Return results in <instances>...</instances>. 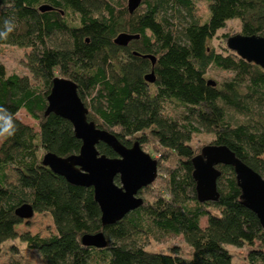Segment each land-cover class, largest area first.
<instances>
[{"label": "trees", "instance_id": "1", "mask_svg": "<svg viewBox=\"0 0 264 264\" xmlns=\"http://www.w3.org/2000/svg\"><path fill=\"white\" fill-rule=\"evenodd\" d=\"M199 1L207 2L205 18L195 12ZM231 19L242 34L264 35V0H141L132 12L127 0H0V28L14 23L0 46L23 49L30 73L0 62V128L15 129L0 141V264H18L2 259L4 242L15 238L45 264H232L228 245L250 247L249 264H264V227L241 203L233 168L216 165L219 198L199 201L191 157L202 146L186 156L160 143L164 136L186 146L209 133V143L226 145L264 178V69L211 42ZM120 32L139 37L118 45ZM209 67L226 74L210 78ZM150 71L153 82L145 79ZM55 76L77 84L97 127L126 146L138 141L160 152L156 178L139 191L142 204L114 223H101L92 187L69 183L41 161L47 151L65 156L81 144L67 119L44 112ZM20 109L37 129L18 118ZM97 149L116 156L104 142ZM25 203L49 213L55 231L18 233L23 218L15 210ZM99 231L105 246L82 243V235ZM168 234L183 237L189 256L146 248V240Z\"/></svg>", "mask_w": 264, "mask_h": 264}, {"label": "water", "instance_id": "2", "mask_svg": "<svg viewBox=\"0 0 264 264\" xmlns=\"http://www.w3.org/2000/svg\"><path fill=\"white\" fill-rule=\"evenodd\" d=\"M140 2L141 0H127L128 11L132 12ZM48 9H50L48 5L40 7L42 11ZM138 37V34L120 32L113 41L118 45H126L131 39ZM226 45L241 58L264 69V35L235 33L226 38ZM143 56L154 63L155 58L151 54ZM145 79L153 82L154 72L145 74ZM208 84L215 83L209 79ZM46 100L45 114L52 112L67 119L81 144L78 152L65 156L47 151L42 155V163L62 175L69 183L93 188L103 225L114 223L127 212L141 205L143 197L139 195V191L156 178L157 159L144 151L138 141L126 146L113 133L97 127L94 121L88 120V107L80 98L77 84L73 80L53 77ZM99 142L110 146L116 156L109 157L100 153L97 149ZM191 163L199 201L218 200L217 178L220 170L216 165H230L241 190L239 196L241 203L257 215L264 227V178L260 173L222 144L203 145L199 152L191 157ZM116 177H118L117 182ZM15 213L23 219H28L34 211L30 204L25 203L17 207ZM81 241L84 245L95 247H103L107 244L101 231L86 233L82 235Z\"/></svg>", "mask_w": 264, "mask_h": 264}, {"label": "rangeland", "instance_id": "3", "mask_svg": "<svg viewBox=\"0 0 264 264\" xmlns=\"http://www.w3.org/2000/svg\"><path fill=\"white\" fill-rule=\"evenodd\" d=\"M196 14L201 18H205L207 16V2L199 1L197 2ZM240 21L238 19L227 20L226 24L223 28L217 30L216 34L212 38L211 42L215 46L216 49L222 50V47L226 46V39L224 37V33H229L228 36L233 35L235 33L240 32ZM0 62L3 63L9 71L18 72L20 74H30L29 70L25 65V57L23 53V49L15 46H0ZM207 74L210 78L220 79L223 75L226 74L225 71L214 69L213 67H209L207 70ZM19 119L23 122L33 126L37 129V121L34 120L24 109H20L17 113ZM2 137H0L1 141ZM212 139L211 134L206 132H200L191 137V140L186 146L181 144L174 143L170 138L160 136V143L173 148L177 153L189 156L193 153V149L200 148L201 146L209 143ZM152 143H155L151 140ZM144 151L149 153L153 158L158 160L160 156V152L156 149H152L149 145L142 147ZM158 173V171H157ZM164 175V173L162 174ZM164 177L161 176L158 179V183H162ZM143 198L146 197L145 193H139ZM206 216L201 217L200 223L201 225L206 224ZM16 231L18 233L29 231L31 234H40L42 236L49 235L55 231L54 225L52 222L51 215L46 212H34L32 216L28 219H23L22 222L16 227ZM145 246L151 250H164L167 252H178L184 256H189L190 248L183 240L181 235L168 234L166 236H162L158 239H148L145 241ZM11 245H15L17 251L14 248H10ZM4 255L2 259H8L11 261L12 256L14 259H17L18 264H45V261L41 255V253L33 248L28 249L24 242L19 239H10L4 242ZM228 249H230L233 253L232 264H249L246 256L250 247H234L228 245ZM16 261V260H14Z\"/></svg>", "mask_w": 264, "mask_h": 264}, {"label": "clouds", "instance_id": "4", "mask_svg": "<svg viewBox=\"0 0 264 264\" xmlns=\"http://www.w3.org/2000/svg\"><path fill=\"white\" fill-rule=\"evenodd\" d=\"M14 23L11 20H5L2 28H0V39H6L8 35L13 31ZM15 131L12 125H6L0 128V137H7L13 134Z\"/></svg>", "mask_w": 264, "mask_h": 264}]
</instances>
